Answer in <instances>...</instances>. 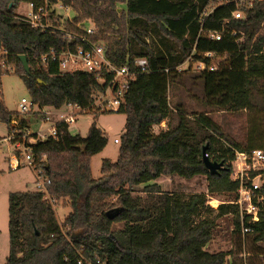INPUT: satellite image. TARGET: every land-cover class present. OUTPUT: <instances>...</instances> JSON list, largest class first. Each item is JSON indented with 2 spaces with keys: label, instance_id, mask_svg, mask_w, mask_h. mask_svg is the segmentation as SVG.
<instances>
[{
  "label": "trees",
  "instance_id": "obj_1",
  "mask_svg": "<svg viewBox=\"0 0 264 264\" xmlns=\"http://www.w3.org/2000/svg\"><path fill=\"white\" fill-rule=\"evenodd\" d=\"M21 2H32L36 9L45 6L41 20L48 26L22 20L16 12ZM59 2L71 8V18L57 13ZM238 10L241 16L236 17ZM89 21L96 29L87 36ZM208 31H221V38H209ZM82 36L102 42L115 66L133 70V60L145 57L148 69L138 72L124 92L116 110L125 115L118 156L102 160L98 178L92 177L90 158L106 146L107 138L95 121L84 136L71 134L69 124L60 121L55 135L29 143L45 189L8 194L4 264H236L229 251L210 252L205 246L224 215L233 216V231L241 234L238 206L220 203L213 208L207 194L235 195L238 184L230 179L235 150H264V136L251 137L245 145L223 144L213 133L200 134L213 126L209 118L200 115L191 123L177 104L175 125L158 133L152 127L170 118L169 86L189 73L191 67L178 69L189 58L215 67L195 76L206 105L241 111L260 97L264 106V0H0L1 122L12 130L16 121V129L23 131L43 115L7 108L1 77L11 71L40 107L72 103L84 112H110L95 104L107 85L96 72L61 71L57 61L41 60L52 48L86 46ZM20 55L26 56L28 71ZM214 57L223 60L215 66ZM204 146L208 158L222 164L214 174L203 163ZM161 175H205L208 192L163 191L150 183ZM142 184L144 196L134 194ZM59 199L71 208L61 222L54 210ZM115 208L119 211L109 217L107 211ZM118 222L121 227L115 226ZM77 230L82 232L72 237ZM243 236L251 237L248 253L264 257L258 244H264V201L259 220Z\"/></svg>",
  "mask_w": 264,
  "mask_h": 264
},
{
  "label": "rangeland",
  "instance_id": "obj_2",
  "mask_svg": "<svg viewBox=\"0 0 264 264\" xmlns=\"http://www.w3.org/2000/svg\"><path fill=\"white\" fill-rule=\"evenodd\" d=\"M60 3V2H59ZM30 8L25 2L19 3L16 12L26 14ZM59 14L64 16L73 15L71 9L64 10L57 8ZM263 24V23H262ZM222 58L214 57L212 60L214 65L222 62ZM186 69L191 67L189 73L185 74L181 79L171 83L168 91L169 104L172 107V113L169 119L162 121L161 124L152 127L153 132L158 133L165 130L168 124L175 125L178 122L176 111L173 107L179 105L181 110L185 112L186 117L192 123L194 119L200 115L209 118L213 126H207L200 131V134L213 133L216 138L223 144L231 145L232 142L245 145L248 139L254 136H264V106L261 98L256 97L254 104L250 109L241 111H232L222 109L216 106H209L204 103V95L201 81L196 78L198 70L195 63L191 60L184 62L181 66ZM11 70V69H10ZM2 93L5 105L9 110H20V99L26 98L31 100L29 91L18 74L14 71L4 74L1 77ZM45 111L50 112V121L41 122L40 119L32 122L28 130L34 133L41 130L43 134H49L51 130V120H55L57 112L54 107L44 106ZM66 109V108H65ZM35 111V110H34ZM33 111V112H34ZM39 111V110H38ZM37 112V111H35ZM38 113V112H37ZM34 117H37L35 115ZM96 123L105 137L107 138L106 146L94 154L90 158V167L92 177L101 176V162L104 158L115 161L118 156L119 143L114 142V138L120 137L124 130L125 115L119 112H94L80 111L76 115L74 122L69 124V132L71 134H87L88 128L92 122ZM190 123V124H191ZM11 127L0 121V264H4L8 255V194L14 191H26L36 189V170L28 165L12 169L9 166L8 157L13 152L11 142H3V137L8 136ZM27 130H23L26 133ZM45 155H43V158ZM211 160V159H210ZM150 183H157L163 191L166 192H204L207 193V178L205 175H196L192 178H183L178 175H161ZM143 184L135 187L134 194L144 196L142 191ZM217 198L219 200H228L232 197L227 194L208 193L207 199ZM65 202L59 199L54 205L56 217L61 222L71 210L70 206L63 205ZM217 225L213 231L212 237L206 244L205 248L210 252L229 251L230 257L236 264H248L251 262L264 263V257H260L256 253H248L252 244L251 237L243 236L233 231V216L231 214L219 217ZM116 227H121L122 223H115ZM264 247L263 243H258ZM254 246H256L254 244Z\"/></svg>",
  "mask_w": 264,
  "mask_h": 264
},
{
  "label": "built area",
  "instance_id": "obj_3",
  "mask_svg": "<svg viewBox=\"0 0 264 264\" xmlns=\"http://www.w3.org/2000/svg\"><path fill=\"white\" fill-rule=\"evenodd\" d=\"M250 3L253 0H249ZM30 8L26 14H20V18L30 23L33 27H40L45 29L48 25L43 23L41 18L46 16V7L38 6L34 7L32 2L26 3ZM62 8L64 10L71 9L68 6H64L61 3H57L55 9ZM58 13V12H57ZM236 17L241 16V11H235ZM66 18L71 16L66 15ZM96 26L94 22L85 23V34L92 35L95 32ZM221 31H208L207 36L209 38L220 39ZM87 36H82L80 41L87 43L86 46L78 45L74 48L69 44H66L62 49L56 51L51 49L49 53H45L41 56L43 62L48 60L57 61L58 68L61 71H86L96 72L98 78L107 83L105 90L95 96V104L103 110L116 111L122 101L124 92L127 89L129 82L132 81L138 72L147 71L148 63L145 57H137L133 60L134 69H130L128 65L115 66L112 64L105 53L104 44L102 42L92 43ZM71 35H67L70 40ZM1 54V51H0ZM207 56H212L211 52L205 53ZM190 60V58L188 59ZM187 60V61H188ZM186 62V61H185ZM195 63L196 70H202L207 68L213 70V65L207 66L203 61H193ZM183 64V63H182ZM182 64L178 69H182ZM105 71L109 75H102ZM20 112H27L29 110H35L41 112L43 115L40 117L41 122L50 121V112L45 111L43 107L33 103L31 100H27L22 97L20 99ZM66 108V109H65ZM57 112L55 120H51V130L49 134H43L41 130L34 132L35 136L28 130L26 133L16 129V121H12L14 129H12L8 136L3 137V142H11L13 145V152L8 157L9 166L12 169L19 168L24 165H28L34 168V157L31 146L29 143L35 141L36 138L45 139L49 135L56 134V123L64 121L68 124L72 123L76 119V115L80 111H84L79 105L72 103H65L59 108H54ZM115 143H119L118 138H114ZM230 179L237 182V190L235 195L228 200H219L217 198H209L207 203L213 208H217L220 203H234L238 206V212L241 222V234L244 235L252 230L254 225L259 220V212L264 201V192L262 187L264 186V150L261 148H255L250 151H238L235 150V158L231 160V175ZM36 188L40 190L45 189L44 180L41 176V169L36 170Z\"/></svg>",
  "mask_w": 264,
  "mask_h": 264
},
{
  "label": "water",
  "instance_id": "obj_4",
  "mask_svg": "<svg viewBox=\"0 0 264 264\" xmlns=\"http://www.w3.org/2000/svg\"><path fill=\"white\" fill-rule=\"evenodd\" d=\"M20 59H21V62L23 64L25 70L28 71L29 70V66H28V63H27V60H26V56L25 55H20ZM39 82H41V80H39ZM205 149H206V146H204L202 148V160H203V163H204L205 167L209 170V172L211 174H214V173L218 172L220 168H222V164H221V162L210 160L208 158L207 154H205ZM118 211H119V208H115L114 212H112V210H108L107 214H108L109 217H112ZM81 232H82V230L74 231L72 233V237L77 236Z\"/></svg>",
  "mask_w": 264,
  "mask_h": 264
},
{
  "label": "crops",
  "instance_id": "obj_5",
  "mask_svg": "<svg viewBox=\"0 0 264 264\" xmlns=\"http://www.w3.org/2000/svg\"><path fill=\"white\" fill-rule=\"evenodd\" d=\"M161 123H162V122H161ZM161 123H160V124H161ZM156 125H158V124H156Z\"/></svg>",
  "mask_w": 264,
  "mask_h": 264
}]
</instances>
